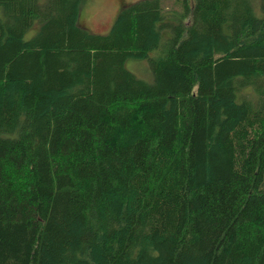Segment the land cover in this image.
<instances>
[{
    "label": "trees",
    "instance_id": "16d2710c",
    "mask_svg": "<svg viewBox=\"0 0 264 264\" xmlns=\"http://www.w3.org/2000/svg\"><path fill=\"white\" fill-rule=\"evenodd\" d=\"M83 1L0 0V264H264V0Z\"/></svg>",
    "mask_w": 264,
    "mask_h": 264
},
{
    "label": "rangeland",
    "instance_id": "374dc122",
    "mask_svg": "<svg viewBox=\"0 0 264 264\" xmlns=\"http://www.w3.org/2000/svg\"><path fill=\"white\" fill-rule=\"evenodd\" d=\"M139 0H84L78 15V24L96 34H107L117 19L120 12L126 7ZM164 14L178 15L184 11L185 2L191 0H161ZM35 33L32 30L27 38H31ZM168 36V34H165ZM157 51L151 53L155 58ZM126 67L138 78L148 83L153 82V72L150 60L127 61Z\"/></svg>",
    "mask_w": 264,
    "mask_h": 264
}]
</instances>
